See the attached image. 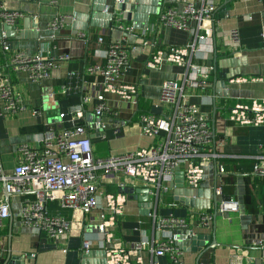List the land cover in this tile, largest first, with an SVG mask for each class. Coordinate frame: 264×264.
Instances as JSON below:
<instances>
[{
	"label": "crops",
	"instance_id": "crops-1",
	"mask_svg": "<svg viewBox=\"0 0 264 264\" xmlns=\"http://www.w3.org/2000/svg\"><path fill=\"white\" fill-rule=\"evenodd\" d=\"M111 1L112 5L115 0H108ZM172 2L140 0L137 5L158 9L157 14L150 15L148 24H143L145 27L125 19L138 29L137 34L128 37L129 44L136 43L138 48L133 52L131 68L124 77L125 84L134 87L135 92L130 93V99L110 95L112 104L120 109L117 119L121 123L116 126L114 122H107L104 128L105 124L100 127L94 121V97L100 77L89 73L88 69L104 62L108 46L122 32L114 24L110 28L90 26L95 0H0V6L7 10L25 14L16 23V37L7 36L13 48L28 55L43 52L55 58H69L60 61L49 78L33 81L27 72L10 69L8 53L0 41V76L10 79L27 106L16 113L4 112L0 99V166L6 174L13 172L19 145L38 146L42 135L73 126L71 115L79 110L91 113L90 120L85 117L84 123L98 156L149 147L162 138V134H143L139 115L147 112L166 118L167 107L160 99L162 86L166 81L178 79L183 70L169 61H163L156 68L147 66V61L159 50L181 49L190 38L188 32L159 22L160 12ZM214 2L217 8L213 32L208 40L201 42L198 57L199 63L205 66L211 61L212 71L209 80L191 92V101L210 119L220 160H212L204 166L198 186H191L185 180L187 195L172 189L161 197H149L147 202L121 192L118 176H105L101 178L100 191L125 194L121 211L113 213L104 198L99 208L86 215L77 209H60L73 221V227L55 240L21 220L22 205L33 198V194L9 193L0 181V199L10 206V216L0 226V264L9 253L24 257V264H113L111 249L116 245L129 247L140 241L172 242L170 232L156 223V219L168 216L185 218L197 232L206 235L198 251L181 250L185 264H230L234 254L240 255L241 264H264V248L251 243L252 238L264 232V174L253 172L256 165L264 162V124L244 126L232 119L236 106H252L264 100V0ZM113 10L114 7H110V11ZM58 15H78L77 27L74 28V19H71L70 26L62 31L48 29V23ZM88 24L89 30H84L82 27ZM233 28L240 31L238 44L229 36ZM99 37L103 38L102 42ZM144 39L152 44L144 45ZM85 97L92 99L84 103ZM33 110L40 115H34ZM60 113H65V118H60ZM219 165L225 168L223 174L219 172ZM140 185L138 180L127 179L124 188H141ZM219 187L222 194L217 192ZM230 198L237 202L238 210H221L220 203ZM186 199L193 204L187 205ZM51 206L52 211H57L56 202ZM103 212L108 218L115 216L109 237L103 236L97 228ZM202 215L211 217L208 225H198ZM85 241L91 243L88 251ZM130 257V264H153L156 260L150 247ZM170 258L166 253L157 257V261L169 264Z\"/></svg>",
	"mask_w": 264,
	"mask_h": 264
},
{
	"label": "built area",
	"instance_id": "built-area-1",
	"mask_svg": "<svg viewBox=\"0 0 264 264\" xmlns=\"http://www.w3.org/2000/svg\"><path fill=\"white\" fill-rule=\"evenodd\" d=\"M216 8L214 0H173L160 12L159 22L162 25L186 31L190 38L183 48L161 49L147 61L150 68L169 61L183 69L178 79L166 81L162 86L160 99L167 107L166 118L147 112L139 115L143 134H162L157 143L121 154L98 156L84 123L85 113L79 110L71 115L73 126L53 135H42L38 146L19 145L18 160L11 174H6L0 166V181L9 193L33 194V198L25 201L21 208L20 217L25 225L36 227L55 240L69 233L73 227V221L62 214L60 209H77L86 215L99 208L104 198L111 211L119 213L125 194H103L100 181L105 176H118L122 188L127 179L138 180L142 188L149 189L150 197H161L174 189L178 169L184 172V180L187 179L189 185L198 186L204 166L212 160L217 162L221 157L215 147L216 136L209 117L191 101V92L201 88L211 75V66L200 64L198 57L201 42L208 40L213 32ZM24 17L22 11L7 10L1 5L0 41L8 53V64L12 71H25L33 81H41L50 77L60 61L69 58H55L43 52L28 55L23 50L13 48L2 25H14ZM71 19L74 17L58 15L48 23V29L62 31L70 26ZM114 25L122 32L121 36L108 46L104 62L89 68L88 72L100 77L94 97L95 115L117 118L120 109L112 104L110 95L130 99V93L135 92L134 87L125 84L124 77L131 68L133 52L138 48L136 43L129 44L128 37L137 34L138 29L126 23L122 13L115 14ZM229 36L233 43H240V31L237 28L231 29ZM102 40L99 37V41ZM143 44L152 43L144 39ZM0 99L4 112L16 113L27 109L7 77L0 76ZM91 99L85 97L84 103H89ZM33 113L40 115L37 110H33ZM59 116L65 118L66 115L60 113ZM232 119L244 126L264 124V100L252 106H236L232 110ZM219 172H225L222 165H219ZM253 172L264 174V162L261 166L256 165ZM217 192L222 194V189L217 188ZM52 202H56L57 211H52ZM219 207L221 210H238V204L232 198L220 203ZM9 216V204L0 199V226ZM100 219L97 228L103 236L109 237L115 216L108 218L103 212ZM210 219L209 215H202L198 225H208ZM156 221L158 227L169 232L170 229L190 225L185 218L175 216L162 217ZM251 243L264 248V232L252 238ZM173 244V241H140L129 247L116 245L111 249V261L113 264H130L131 255L150 247L156 258L153 264H159L157 257L166 253L171 257L169 264H185L180 247ZM84 247L90 250V241H85ZM240 259V255L234 254L230 264H241Z\"/></svg>",
	"mask_w": 264,
	"mask_h": 264
},
{
	"label": "water",
	"instance_id": "water-1",
	"mask_svg": "<svg viewBox=\"0 0 264 264\" xmlns=\"http://www.w3.org/2000/svg\"><path fill=\"white\" fill-rule=\"evenodd\" d=\"M99 3V5H98ZM111 2L108 0H95V7H93V12L90 13V26H97L103 28H110L114 24L115 18V10L121 11L123 17L126 20H133L136 22L137 26L145 27L143 24H148L150 19V15L157 14L158 9L152 7H146L137 5L140 3V0H115V2L111 5ZM143 3V2H141ZM110 7H114L113 11H110ZM78 15L74 16V28L77 27L75 20L78 18ZM95 18V19H94ZM101 19H105L107 21H103ZM89 24L82 27L84 30H89ZM2 28L6 31V34L9 38L16 37L17 31V24L10 25L4 23ZM18 37V36H17ZM215 37V35H214ZM215 39V38H214ZM214 57V54L210 56V60ZM211 61H209L208 66H211ZM213 68V67H212ZM218 79H216L217 81ZM82 109V108H81ZM90 112H85V117L90 120ZM94 121L98 122V126L104 125L106 128L107 122H114L116 126H119L121 120L117 118L108 119V117L97 116L95 117ZM174 189L181 193V195H187L189 190L185 189V180H184V172L177 170L176 178L173 183ZM121 192L129 194L130 198L139 199L142 202H147L149 200V189L148 188H139V187H125L121 189ZM188 198V197H187ZM185 203L187 205L193 204L192 201L186 199ZM196 205V202H194ZM198 206V205H196ZM218 208V202H216V210ZM170 235L174 242V244L180 247L181 250H192L198 251V248L201 247L203 244V240L206 238L205 234L199 233L196 231L195 227L187 226L182 228H174L170 229ZM1 264H24V257L22 256H15L12 253L4 259Z\"/></svg>",
	"mask_w": 264,
	"mask_h": 264
},
{
	"label": "trees",
	"instance_id": "trees-1",
	"mask_svg": "<svg viewBox=\"0 0 264 264\" xmlns=\"http://www.w3.org/2000/svg\"><path fill=\"white\" fill-rule=\"evenodd\" d=\"M220 160V159H219ZM224 190H225V188H224Z\"/></svg>",
	"mask_w": 264,
	"mask_h": 264
}]
</instances>
